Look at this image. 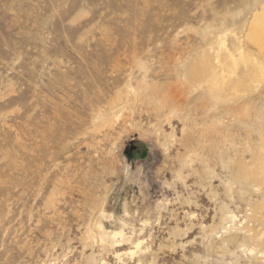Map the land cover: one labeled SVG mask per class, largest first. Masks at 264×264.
<instances>
[{
	"label": "rangeland",
	"instance_id": "1",
	"mask_svg": "<svg viewBox=\"0 0 264 264\" xmlns=\"http://www.w3.org/2000/svg\"><path fill=\"white\" fill-rule=\"evenodd\" d=\"M263 7L0 0V264H264V78L207 79Z\"/></svg>",
	"mask_w": 264,
	"mask_h": 264
},
{
	"label": "bare ground",
	"instance_id": "2",
	"mask_svg": "<svg viewBox=\"0 0 264 264\" xmlns=\"http://www.w3.org/2000/svg\"><path fill=\"white\" fill-rule=\"evenodd\" d=\"M260 10H261L260 13H255L251 17L252 20H251L250 23H248L249 24V28H248V31H247L245 37L243 36L244 37V40L243 41H241V39H239L237 37L236 38V41L238 43L235 44V45H233L231 43V45L228 47L225 44L226 41H227V39L226 38H223L222 41L219 42L220 44H218V48L216 47L217 48L216 50H214L215 43H213V45L211 46L213 52H212L211 55H209V57H208L209 60L207 62V63H209V73L207 75V79H208L209 85L211 86L210 88H212V89H218L219 87L221 88V86H226L227 84H232L234 82V80H235V78H233V77L236 75L237 69H238V67L240 65H242L244 68H247V67L250 68L251 67L250 70L246 72V76L252 74L250 76V78L252 79V82L253 83H257L256 79L258 80V78H262V79L264 78V7L262 9H260ZM242 29H243V27H242ZM228 31H230V30H228ZM243 31L244 30H242V32ZM238 32H239V30H238ZM238 32H237V34H238ZM245 32H246V30H245ZM245 32H243V33L245 34ZM246 79H248V77ZM259 81H260V79H259ZM238 83L239 82H237V84ZM240 84H241V82H240ZM253 85L254 84H252V86ZM229 88H230V86H229ZM260 88H262V87H260ZM255 89H257V88H255ZM215 91H217V90H215ZM237 92H239V91H237ZM253 92H255V91H253ZM239 99H242V98H239ZM259 129H260V127H259ZM259 133H261L260 130H259ZM263 142H264V140H263ZM260 161H261V159H260ZM254 163H256V162H254ZM256 167L254 166L253 168L256 169ZM250 173H252V172H250ZM256 179H258V178H256ZM263 186H264V184H263Z\"/></svg>",
	"mask_w": 264,
	"mask_h": 264
}]
</instances>
